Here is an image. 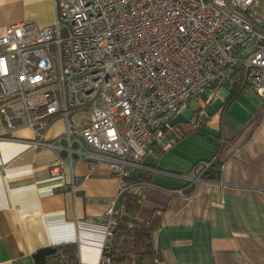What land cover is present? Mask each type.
<instances>
[{
    "label": "built area",
    "instance_id": "obj_1",
    "mask_svg": "<svg viewBox=\"0 0 264 264\" xmlns=\"http://www.w3.org/2000/svg\"><path fill=\"white\" fill-rule=\"evenodd\" d=\"M54 23H18L0 37V115L7 129L28 128L36 150L53 152L52 176L68 164H106L116 195L101 218L107 252L129 181L157 154L171 121L196 102L189 124L201 130L228 82L264 104V16L260 0H54ZM77 113L84 117L71 121ZM58 120L63 131L46 133ZM118 122L123 129L119 130ZM214 160L198 162L185 186L191 197ZM3 167L0 165V172ZM78 182L73 180V187ZM190 189V195L184 190Z\"/></svg>",
    "mask_w": 264,
    "mask_h": 264
},
{
    "label": "crops",
    "instance_id": "obj_2",
    "mask_svg": "<svg viewBox=\"0 0 264 264\" xmlns=\"http://www.w3.org/2000/svg\"><path fill=\"white\" fill-rule=\"evenodd\" d=\"M54 19V0H0V37L8 26L45 28ZM233 88L222 84L201 133L173 128L175 142L162 141L158 160L143 159L137 218L151 228L158 264H264V104L250 88L225 103ZM63 128L54 122L46 138ZM33 139L26 127L7 129L0 115V264H36L37 252L65 244L74 246L75 264H99L114 173L74 162L52 176L53 152L31 148ZM205 160L215 161L217 179L202 178L191 197L173 193Z\"/></svg>",
    "mask_w": 264,
    "mask_h": 264
},
{
    "label": "trees",
    "instance_id": "obj_3",
    "mask_svg": "<svg viewBox=\"0 0 264 264\" xmlns=\"http://www.w3.org/2000/svg\"><path fill=\"white\" fill-rule=\"evenodd\" d=\"M233 90L227 96L225 103L232 101L239 93ZM218 167L213 162L203 178L217 179ZM132 182L146 181L141 173L132 177ZM140 200L135 193L122 195L119 201L120 214L114 230L107 256L110 264H158L160 254L154 249L151 228L148 223L137 218ZM55 254L47 258V264H75V248L65 244L54 248Z\"/></svg>",
    "mask_w": 264,
    "mask_h": 264
},
{
    "label": "water",
    "instance_id": "obj_4",
    "mask_svg": "<svg viewBox=\"0 0 264 264\" xmlns=\"http://www.w3.org/2000/svg\"><path fill=\"white\" fill-rule=\"evenodd\" d=\"M192 111L189 108H186L183 112L176 115L171 121V125L174 126L178 123L189 124V119L192 116ZM55 254L54 248H45L37 252L34 256L36 264H47V257H50Z\"/></svg>",
    "mask_w": 264,
    "mask_h": 264
},
{
    "label": "rangeland",
    "instance_id": "obj_5",
    "mask_svg": "<svg viewBox=\"0 0 264 264\" xmlns=\"http://www.w3.org/2000/svg\"><path fill=\"white\" fill-rule=\"evenodd\" d=\"M260 10H261V13L263 14V16H264V0H260ZM188 106L189 107H191L192 109L193 108H196V102L195 101H190L189 102V104H188ZM84 113H77L73 118H72V116H71V121L73 120V122H77L78 121V119L79 118H83L84 117ZM117 127H118V129L119 130H122L123 129V124H122V122H118V124H117ZM173 128H175V132L178 134H180V129L182 128V129H185V130H187L188 132H192V134L193 133H201V130L200 131H198V130H193V128H192V126L190 125V124H182V123H178V124H176V125H174L173 126ZM178 134V135H179ZM204 134V136L205 137H207V138H210V135H207L206 133H203ZM211 137H213V136H211ZM212 139V138H211ZM158 158H159V155H157V154H154V156H152V158H150L149 160L150 161H157L158 160Z\"/></svg>",
    "mask_w": 264,
    "mask_h": 264
}]
</instances>
